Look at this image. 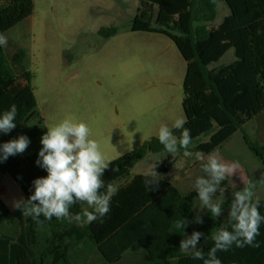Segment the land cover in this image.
<instances>
[{
	"label": "trees",
	"instance_id": "trees-1",
	"mask_svg": "<svg viewBox=\"0 0 264 264\" xmlns=\"http://www.w3.org/2000/svg\"><path fill=\"white\" fill-rule=\"evenodd\" d=\"M220 3L228 14L216 26ZM33 13L34 0H0V33L5 35ZM131 31L168 37L184 58V127L190 129L192 140L211 133L194 151L207 156L240 131L248 149L264 165V0H141ZM117 34L114 26L100 30L106 40ZM230 51L234 60L219 64ZM25 60L26 53L10 42L0 46V114L12 104L18 108L17 126L8 134L0 133V145L19 135L30 139L23 154L0 162V185L10 175L27 198L34 191L32 181L47 176L35 161L48 128ZM251 121L258 126L256 141L244 129ZM173 134L179 137L180 130L173 129ZM161 152L164 147L155 137L110 163L103 179L118 191L102 222L81 225L53 217L40 224L19 210H10L0 196V264H118L134 248L158 262L203 264L179 250L184 234L176 223L182 218L194 220L192 200L197 193L185 196L164 178L174 169L177 157L167 154L155 164L152 175L131 177L148 154ZM146 179L157 180L158 189L149 192ZM260 205L264 214V199ZM84 207L77 203L70 211L75 214ZM202 218V224L190 223L184 232L204 233L198 247L207 254L213 246L212 234L229 225L227 218L211 217L208 212ZM256 240L259 248L233 246L217 256L222 264H264V224Z\"/></svg>",
	"mask_w": 264,
	"mask_h": 264
},
{
	"label": "rangeland",
	"instance_id": "rangeland-1",
	"mask_svg": "<svg viewBox=\"0 0 264 264\" xmlns=\"http://www.w3.org/2000/svg\"><path fill=\"white\" fill-rule=\"evenodd\" d=\"M140 1L34 0L33 15L5 34L14 48L27 53L25 66L34 76L38 110L49 127L66 119L85 123L89 138L98 142L110 162L158 137L161 124L172 127L175 119L186 120L182 109L186 62L166 36L131 31ZM227 14L225 4L220 3L214 24L219 25ZM111 26L118 34L106 40L100 30ZM233 60L230 51L219 64ZM246 131L251 140H258L256 122ZM210 136L192 140L191 155H184L181 149L175 155L174 169L164 176L186 194L195 192V179L204 175L194 149ZM217 153L228 163L242 166V175L237 172L228 181L232 189L225 192V203L232 198L233 188L243 185L240 177L245 181L246 174L255 184L254 199H264V166L240 133ZM166 156L165 152L148 154L131 171V177L152 175L155 164ZM2 186L0 195L14 211L13 201L25 195L10 175L4 177ZM207 212L204 209L200 215ZM228 212L229 206L221 216L227 218Z\"/></svg>",
	"mask_w": 264,
	"mask_h": 264
},
{
	"label": "clouds",
	"instance_id": "clouds-1",
	"mask_svg": "<svg viewBox=\"0 0 264 264\" xmlns=\"http://www.w3.org/2000/svg\"><path fill=\"white\" fill-rule=\"evenodd\" d=\"M6 45L7 37L0 33V46ZM17 114L18 108L15 104L0 114V133L8 134L16 128ZM185 123L186 120L180 117L175 119L172 127L167 124L159 126L157 136L165 153L175 156L184 149V155H191L188 151L192 142L191 131L184 127ZM173 129L180 130L179 137L173 134ZM89 137L90 129L83 122L75 123L66 119L48 128L41 137L42 147L35 161L38 167L47 172V176L34 179L32 194L13 201V209L40 224H43L44 220L50 221L53 217L81 225L97 220L102 222V218L110 211L112 197L118 189L111 183L105 184L103 177L105 172L109 171L110 161L101 152L98 142ZM29 144L30 139L26 135H19L3 143L0 145V162L6 161L10 156L23 154ZM196 159L202 162L201 171L204 175L198 176L193 184L197 193L192 205L196 210L194 220L182 218L176 223L177 228L184 234L179 243V250L190 254L192 259L202 261L203 264H222L217 256L218 252L228 251L233 246L259 248L260 243L256 238L260 235L261 225L264 224V214L260 211V200L254 199L255 184L252 181H244L241 177L243 188L232 192L229 204L226 219L229 227H219L212 234L213 246L207 254L198 247L204 233L193 231L188 235L184 232L190 223L204 222L200 215L204 209H207L211 217L218 218L222 215L226 190L221 186L222 182L240 169L238 162L226 163L217 152L208 153L206 159L203 154L197 153ZM154 174L157 173L154 171ZM145 186L149 192L156 191L159 182L146 179ZM77 203L86 204L87 207L73 214L70 209ZM41 217L44 219L41 220Z\"/></svg>",
	"mask_w": 264,
	"mask_h": 264
},
{
	"label": "crops",
	"instance_id": "crops-1",
	"mask_svg": "<svg viewBox=\"0 0 264 264\" xmlns=\"http://www.w3.org/2000/svg\"><path fill=\"white\" fill-rule=\"evenodd\" d=\"M134 33H138V32H134ZM140 33V32H139ZM147 34H149V33H147ZM156 35H158V34H156ZM168 38V37H167ZM171 40V39H170ZM175 44V43H174ZM177 47V46H176ZM19 49H21V48H19ZM178 49V48H177ZM25 53H26V51L24 50V49H22ZM179 51V50H178ZM180 53V52H179ZM182 56V55H181ZM26 58H27V53H26ZM183 58V57H182ZM184 59V58H183ZM185 61V60H184ZM25 62H26V60H25ZM232 62V61H231ZM230 62V63H231ZM227 64H229V63H227ZM26 67V66H25ZM186 67H187V64H186ZM27 68V67H26ZM186 74V73H185ZM33 75V74H32ZM34 77V76H33ZM33 81V80H32ZM32 90H33V94H34V96H35V93H34V89H33V86H32ZM35 99H36V102H37V98H36V96H35ZM183 102V101H182ZM37 106H38V102H37ZM182 109H183V106H182ZM183 113H184V111H183ZM41 115L43 116V118H44V120H45V124H46V126H47V128H50L49 127V125H48V122H47V119L45 118V116H44V114H42L41 113ZM184 115H185V113H184ZM186 118V117H185ZM251 122H255V121H251ZM250 122V123H251ZM250 123H248L246 126H245V132L247 133V131H246V127L250 124ZM237 133H240L241 135H242V138H243V141H244V134L242 133V132H237ZM236 133V134H237ZM235 134V135H236ZM248 134V133H247ZM234 135V136H235ZM233 136V137H234ZM232 137V138H233ZM153 138H155V137H153ZM232 138L230 139V140H232ZM230 140L228 141V142H230ZM228 142H226L225 144H227ZM244 143H245V141H244ZM224 144V145H225ZM224 145H222L221 146V148H219L217 151H215V152H218V151H220L221 149H223V147H224ZM245 145H246V143H245ZM247 146V145H246ZM122 157V156H121ZM120 158V157H119ZM222 158V157H221ZM256 158V157H255ZM118 159V158H117ZM257 159V158H256ZM116 160V159H115ZM115 160H113V161H115ZM222 160L224 161V162H226V163H228L227 162V159H224V158H222ZM258 160V159H257ZM112 161V162H113ZM259 162V161H258ZM111 163V162H110ZM260 163V162H259ZM261 164V163H260ZM240 165V164H239ZM262 165V164H261ZM262 166H264V165H262ZM242 166L240 165V168H241ZM240 173V175H242V173H241V171H239ZM233 176H235V174H233L229 179H231L232 180V178H233ZM229 179L228 180H225V181H223L222 182V185L221 186H223L226 190H225V192L227 193L228 191H229V189H232V187H230L229 185H228V181H229ZM245 181H249V178H248V176H247V174H246V177H245ZM175 187H177L176 185H174ZM3 186H2V183H1V185H0V188H2ZM181 187V186H180ZM240 187H243V185H240ZM240 187H237V189L238 188H240ZM178 189H179V191L183 194V195H185V196H189L190 194H186L183 190H182V187L181 188H179V187H177ZM233 189H236V188H233ZM235 191V190H234ZM1 196V195H0ZM2 197V196H1ZM260 200H263V199H260ZM193 201V200H192ZM194 215H195V210H194ZM204 217V216H203ZM118 264H170V263H164V262H158V261H156V260H153V259H151V258H149L147 255H144V253H143V251L141 250V249H139V248H134L130 253H128V255H125L124 256V258H123V260L122 261H120Z\"/></svg>",
	"mask_w": 264,
	"mask_h": 264
}]
</instances>
